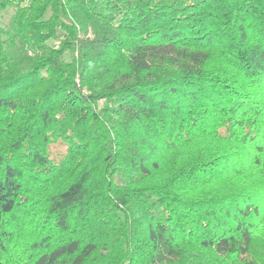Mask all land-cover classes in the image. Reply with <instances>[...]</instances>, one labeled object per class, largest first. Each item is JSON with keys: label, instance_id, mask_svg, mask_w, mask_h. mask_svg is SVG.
I'll return each mask as SVG.
<instances>
[{"label": "trees", "instance_id": "16d2710c", "mask_svg": "<svg viewBox=\"0 0 264 264\" xmlns=\"http://www.w3.org/2000/svg\"><path fill=\"white\" fill-rule=\"evenodd\" d=\"M9 5L0 264H264V0Z\"/></svg>", "mask_w": 264, "mask_h": 264}, {"label": "rangeland", "instance_id": "374dc122", "mask_svg": "<svg viewBox=\"0 0 264 264\" xmlns=\"http://www.w3.org/2000/svg\"><path fill=\"white\" fill-rule=\"evenodd\" d=\"M27 1L29 2L30 0H27ZM15 10H16L15 5H9L4 9H0V25L1 26L3 27L9 26ZM71 58H72V54L70 52H66L64 54L65 60H71Z\"/></svg>", "mask_w": 264, "mask_h": 264}]
</instances>
